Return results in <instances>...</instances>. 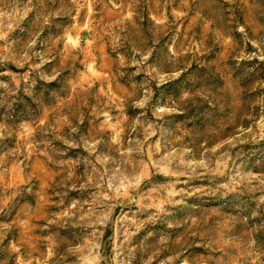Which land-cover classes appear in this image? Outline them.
<instances>
[{
  "label": "rangeland",
  "instance_id": "obj_1",
  "mask_svg": "<svg viewBox=\"0 0 264 264\" xmlns=\"http://www.w3.org/2000/svg\"><path fill=\"white\" fill-rule=\"evenodd\" d=\"M0 264H264V0H0Z\"/></svg>",
  "mask_w": 264,
  "mask_h": 264
}]
</instances>
